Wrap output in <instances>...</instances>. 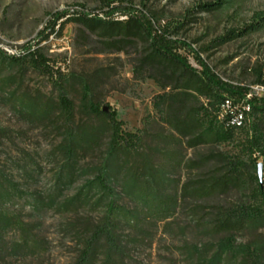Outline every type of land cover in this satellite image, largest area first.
<instances>
[{
    "label": "rangeland",
    "instance_id": "374dc122",
    "mask_svg": "<svg viewBox=\"0 0 264 264\" xmlns=\"http://www.w3.org/2000/svg\"><path fill=\"white\" fill-rule=\"evenodd\" d=\"M211 1L215 0H125V3L155 18L154 25L159 30H166L170 37L184 42L186 46L179 52L195 68H209L219 82L251 88L263 86L264 95V83H258L259 75L264 79V28L227 42L222 40L230 30H241L255 21L256 13L264 11V0H236L214 12L197 9L198 4ZM61 10L68 15L58 22L55 31L47 30L50 13ZM88 18L100 23H88ZM123 18L120 14L110 16L102 0H0V165L18 175L20 165L40 164L41 181L37 187L46 189L52 175L48 154L60 138L53 134L50 125L30 117L18 103L24 97L55 100L65 92L78 105L81 92L88 85L96 101L117 112L124 130L137 132L147 127V142L161 145L155 162L173 180L168 192L174 197L184 182L219 167L211 161L199 169H190L189 160L215 151L239 162L243 181L238 188L199 200L178 196L177 209L170 218L141 212L138 223L122 226L121 234L128 243L127 264H194L196 255L203 259V264H210L219 250L220 238L225 235H214L206 228L211 225L213 208L253 203L257 184L264 186V153L251 152L247 142L259 115H254L251 125L237 130L229 141L188 146L187 139L179 137L163 122L154 108L156 95L169 92L170 88H162L146 72L136 73L137 59L149 46L146 40L139 39L122 50L107 45L103 23ZM28 45L41 49L48 59L47 68L33 65ZM200 100L207 103L204 97ZM77 116L80 120L81 115ZM261 128L264 130V125ZM89 160L87 157L82 163ZM259 163L263 164V170L262 179L257 181ZM119 202L130 209L140 208L128 196ZM11 209L25 222L31 220L29 208ZM80 216L50 211L37 233L40 242H29L31 247L15 258V264H71L78 250L76 232L82 228ZM70 223H75V228ZM254 240H264V228L237 232L234 248L217 264H254L243 251Z\"/></svg>",
    "mask_w": 264,
    "mask_h": 264
},
{
    "label": "trees",
    "instance_id": "16d2710c",
    "mask_svg": "<svg viewBox=\"0 0 264 264\" xmlns=\"http://www.w3.org/2000/svg\"><path fill=\"white\" fill-rule=\"evenodd\" d=\"M234 1L204 2L198 4L197 9L214 12ZM102 2L108 7L110 16L120 14L124 17L103 23L107 45L122 50L139 39L148 43V49L137 59L136 73L146 72L162 88H170L169 92L156 95L154 108L163 122L179 137L187 139L188 146L219 145L229 141L237 130L251 125L254 115H259L258 122L252 126L254 133L248 136L247 142L251 152L264 153V130L261 128L264 125V95L254 94L247 98L252 90L250 86L219 82L209 68L200 70L192 66L179 52L185 48L184 42L170 37L166 30H159L154 25L155 18L126 4L125 0ZM67 15L63 10L51 12L46 29L55 31L58 22ZM86 21L100 23L94 18ZM263 28L264 11L256 13L255 21L241 30H230L222 40L227 42ZM26 49L36 68L48 67V59L39 47L28 45ZM199 63L204 65L201 60ZM258 83H264L261 75ZM201 97L207 99L206 104L201 102ZM226 99L232 104L222 113ZM246 104L249 110L245 109ZM18 105L30 117L50 125L60 140L48 154L52 175L44 190L37 187L41 181L40 164L20 165L18 175L0 165V264H15V258L31 247L29 242H40L37 233L50 211L59 215H82V228L76 232L78 250L71 264H127L128 243L121 234L122 226L138 223L141 212L160 213L168 219L175 214L178 196L184 200L187 197L199 200L225 194L242 184L239 162L223 152L212 151L189 160L187 166L199 169L215 161L219 167L210 174L184 182L174 197L168 192L173 180L155 162L161 145L147 142V127L137 132L124 130V122L117 118V112L109 105L105 110L88 85L84 86L78 105L65 92L55 100L24 97ZM238 112L244 113L241 114L243 125L231 126L230 118ZM97 153H100L98 157ZM87 157L89 162L83 164L82 160ZM29 160L34 161L32 157ZM255 178L258 181L259 177ZM71 190L73 192L69 193ZM253 194V203L213 208L211 225L206 228L214 235H225L220 238L219 250L210 264H217L234 248L237 232L264 228V186L260 182ZM123 196L132 198L140 208L130 209L121 204ZM163 205L166 208H162ZM11 208H29L31 220L25 222ZM70 225L75 228L76 224ZM243 251L254 264H264V240H254ZM193 261L194 264L204 263L197 255Z\"/></svg>",
    "mask_w": 264,
    "mask_h": 264
},
{
    "label": "built area",
    "instance_id": "2783aa9c",
    "mask_svg": "<svg viewBox=\"0 0 264 264\" xmlns=\"http://www.w3.org/2000/svg\"><path fill=\"white\" fill-rule=\"evenodd\" d=\"M6 50H8V48H6ZM10 51H14V50H10ZM252 90L250 91V93L247 95V98H250L252 95H262L261 93V89H263V86H254L253 88H251ZM231 101L229 99H226L224 101V103L222 104V113H225L227 110L230 109L231 107ZM245 109L249 110V105L246 104L245 105ZM241 114H244L243 112H238L237 114H235L234 116H232L230 118V125L231 126H238L241 125ZM223 115V114H222Z\"/></svg>",
    "mask_w": 264,
    "mask_h": 264
},
{
    "label": "water",
    "instance_id": "95a60500",
    "mask_svg": "<svg viewBox=\"0 0 264 264\" xmlns=\"http://www.w3.org/2000/svg\"><path fill=\"white\" fill-rule=\"evenodd\" d=\"M104 108H105V110H107V107H104ZM262 170H263V164L259 163L258 164V177L260 180L262 179Z\"/></svg>",
    "mask_w": 264,
    "mask_h": 264
},
{
    "label": "bare ground",
    "instance_id": "6f19581e",
    "mask_svg": "<svg viewBox=\"0 0 264 264\" xmlns=\"http://www.w3.org/2000/svg\"><path fill=\"white\" fill-rule=\"evenodd\" d=\"M243 116L241 115V125H243ZM241 125H238V126H241Z\"/></svg>",
    "mask_w": 264,
    "mask_h": 264
}]
</instances>
